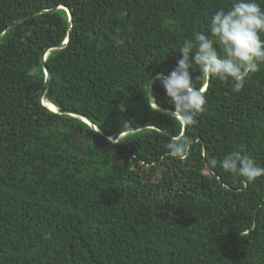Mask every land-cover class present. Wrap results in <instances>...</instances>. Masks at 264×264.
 Wrapping results in <instances>:
<instances>
[{"label":"trees","instance_id":"16d2710c","mask_svg":"<svg viewBox=\"0 0 264 264\" xmlns=\"http://www.w3.org/2000/svg\"><path fill=\"white\" fill-rule=\"evenodd\" d=\"M233 2L0 0V36L23 19L0 40V264H264V176L204 168L241 145L264 167V65L238 93L192 71L207 100L194 127L153 111L144 87ZM69 25L45 60L44 101L101 135L38 100L41 55ZM152 97L174 110L155 79ZM181 134L185 159L166 148Z\"/></svg>","mask_w":264,"mask_h":264},{"label":"clouds","instance_id":"9594fccd","mask_svg":"<svg viewBox=\"0 0 264 264\" xmlns=\"http://www.w3.org/2000/svg\"><path fill=\"white\" fill-rule=\"evenodd\" d=\"M264 0H234L227 10H216L209 23V32H197L193 38L184 39L178 52L181 58L167 76L157 75L155 80L164 89L173 105L172 111L165 109L163 114L178 118L183 128L194 127L198 117L207 111L204 92L193 84L192 71L214 76L221 81L230 82L234 92L244 88L250 73L260 71L264 65ZM119 33V29L116 30ZM117 46L124 44L119 35L113 36ZM152 81L146 80L144 87L147 95ZM159 111V105L153 102ZM123 111L124 108L120 107ZM192 139L185 135L169 137L166 148L168 154L178 159L187 158ZM231 151L221 160L207 159L204 168L212 172L218 165L225 172L245 178V183L254 182L264 176V167L260 166L251 154H246L243 146Z\"/></svg>","mask_w":264,"mask_h":264},{"label":"water","instance_id":"95a60500","mask_svg":"<svg viewBox=\"0 0 264 264\" xmlns=\"http://www.w3.org/2000/svg\"><path fill=\"white\" fill-rule=\"evenodd\" d=\"M55 10V9H54ZM53 10V11H54ZM64 10L67 12L68 16H69V19L71 20V15L70 13L68 12L67 9L64 8ZM23 19H20V20H17L15 21L12 25H10L5 31L4 33L0 36V40H2V38H4L16 25H18L19 23L22 22ZM70 25H69V31H68V35H67V38L66 40L61 44V45H56V46H53V47H50V48H47L43 54L41 55V64L43 66V69H44V72H45V76H46V79H45V82H44V86L42 88V90L40 91V94H39V102L41 104V106L49 113L51 114H56V115H67V116H70V117H74V118H78L80 120H83L84 122H86V124H88L98 135H101L99 131H97V129L93 126V124L84 116L80 115V114H77L75 112H72V111H68V110H59L55 107H53L55 110H50L48 107H46V105H44V97H45V94L47 92V88H48V83H49V71L46 67V64H45V60H46V57L48 56L49 52L52 51V50H59V49H63L65 48L69 42H70V38H71V32H70ZM155 79V78H154ZM154 79H152V83L154 81ZM148 98H149V102L150 104L154 105V101H153V97H152V84H151V87H150V90H149V95H148ZM159 111L160 112H164L161 108H159ZM140 129H136V130H132L131 132H136ZM184 131V129H183ZM162 133H164L163 131H161ZM128 132H125V133H122L116 137H114L112 140L114 142H117L118 139H120L122 136H124L125 134H127ZM108 141H110L109 139H107Z\"/></svg>","mask_w":264,"mask_h":264},{"label":"bare ground","instance_id":"6f19581e","mask_svg":"<svg viewBox=\"0 0 264 264\" xmlns=\"http://www.w3.org/2000/svg\"><path fill=\"white\" fill-rule=\"evenodd\" d=\"M44 105H46V107H48L50 110H55L52 105H50L49 103L47 102H44Z\"/></svg>","mask_w":264,"mask_h":264}]
</instances>
